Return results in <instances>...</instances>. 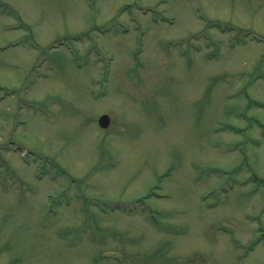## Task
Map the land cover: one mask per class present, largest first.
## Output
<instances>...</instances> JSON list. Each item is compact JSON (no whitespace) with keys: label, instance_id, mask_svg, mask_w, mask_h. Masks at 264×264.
Listing matches in <instances>:
<instances>
[{"label":"rangeland","instance_id":"1","mask_svg":"<svg viewBox=\"0 0 264 264\" xmlns=\"http://www.w3.org/2000/svg\"><path fill=\"white\" fill-rule=\"evenodd\" d=\"M0 264H264V0H0Z\"/></svg>","mask_w":264,"mask_h":264},{"label":"water","instance_id":"2","mask_svg":"<svg viewBox=\"0 0 264 264\" xmlns=\"http://www.w3.org/2000/svg\"><path fill=\"white\" fill-rule=\"evenodd\" d=\"M109 123V118L106 114H103L99 117V124L103 127H106Z\"/></svg>","mask_w":264,"mask_h":264}]
</instances>
